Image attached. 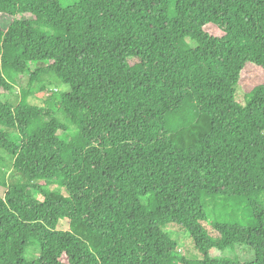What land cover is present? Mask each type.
Segmentation results:
<instances>
[{"label": "trees", "instance_id": "1", "mask_svg": "<svg viewBox=\"0 0 264 264\" xmlns=\"http://www.w3.org/2000/svg\"><path fill=\"white\" fill-rule=\"evenodd\" d=\"M0 20V264H264V83L236 98L264 73V0H0ZM26 73L41 104L3 102ZM221 199L252 227L206 228ZM236 244L252 262L209 259Z\"/></svg>", "mask_w": 264, "mask_h": 264}, {"label": "rangeland", "instance_id": "2", "mask_svg": "<svg viewBox=\"0 0 264 264\" xmlns=\"http://www.w3.org/2000/svg\"><path fill=\"white\" fill-rule=\"evenodd\" d=\"M60 5L64 8L71 7L77 3V0H58ZM0 24H7L0 20ZM45 63H38L37 65H31L30 69L34 70L37 66H45ZM12 83L14 89L11 94L5 95L1 98L3 102H19V95L21 92L28 91L31 94L28 96V104L40 105V101L34 97L38 90V86L34 83L33 85H28L29 74H14L12 76ZM264 83V73L257 67L252 65H246L245 69L241 72V78L239 82V87L236 90L237 101L243 102L244 90L253 88ZM58 89L61 93L68 92L69 88L63 85H50L48 90ZM73 128L70 127V132H73ZM12 137V135H11ZM5 193V188L0 187V197H3ZM209 201V200H208ZM205 201L204 208L207 213V226L213 223L221 224H234L242 227H252L254 224V215L252 214V207L249 203H239L232 200H218V201ZM65 221H61L59 228H67ZM164 231L174 240L177 245V253L183 255L188 260H199L202 259V255L198 254L196 251L193 241L190 235L179 229L176 226H167ZM208 235L215 239L216 235L208 233ZM39 255V250H30L26 257L30 260L37 258ZM209 259H225L229 261H236L240 263H250L253 260V255L250 249L246 245L236 244L233 247L220 249L213 248L209 252Z\"/></svg>", "mask_w": 264, "mask_h": 264}]
</instances>
